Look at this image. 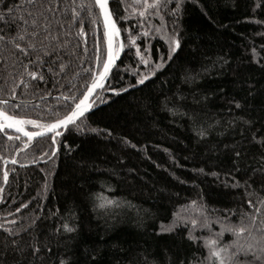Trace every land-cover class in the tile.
<instances>
[{
  "label": "trees",
  "instance_id": "obj_1",
  "mask_svg": "<svg viewBox=\"0 0 264 264\" xmlns=\"http://www.w3.org/2000/svg\"><path fill=\"white\" fill-rule=\"evenodd\" d=\"M5 2L15 4L22 14L35 12L25 0ZM260 2L264 4V0ZM255 3L184 0L179 17L181 48L149 80L137 84L157 60L166 59L167 45L154 35L147 40L137 37L141 54L151 61L147 66L141 63L136 47L129 46L127 39L129 32L136 36L140 31L137 18L118 19L124 15L123 8L117 14L115 0H110L125 47L107 85L96 94L92 109L62 132L55 145L51 134L32 140L24 148L26 138L9 140L0 131V224L15 220L11 227L16 228L38 214L40 220L30 231L53 250L44 264H56L57 257L68 255L77 264H88L85 253L93 249L92 254L98 256L95 264H139L142 258L151 260L153 256L160 264H170V257L174 264L177 253L190 260L195 257L196 264L204 255L198 251L202 241L193 244L184 239L187 226L183 224L174 233H160L161 223L167 224L172 213L182 212V206L192 200H202L210 217L223 218L225 209L234 215L248 212V199L257 202L264 198V190L255 183L245 190L243 174H235L236 186L231 177L223 175L231 168L225 145H243L244 137L250 134L247 129L241 131V117L254 119L250 131L264 135V23H258L264 21V9L254 8ZM41 4L42 11L49 6L51 9L42 23L48 24L51 36L58 37L52 43L65 42L60 53L66 69L59 78L53 76L48 72L49 60L38 69L45 80H31L23 72V64L31 57L16 60L12 45L0 41V99L21 105L19 109L6 108L10 115L50 122L56 113L63 114L74 106L63 99L64 95L75 96L77 102L82 98L101 67L96 61L97 49L106 52V46L103 22L93 24L72 0H36V5ZM174 6L170 4L169 9ZM73 8L81 12L75 19ZM93 12L98 13V9ZM169 19L166 15L165 21ZM158 23L153 17L152 24ZM17 27L15 23H0V35L15 32ZM81 27L83 36L77 35ZM29 70L37 69L29 65ZM21 76L29 84L27 89L17 79ZM14 79L13 98L10 90ZM113 88L118 94L110 90ZM178 90L187 95L180 111L194 110L200 113V120L220 122L207 138L196 136L188 115L168 111L173 105H165L164 99H175ZM250 91H254L252 96ZM203 95L208 96L206 104H193V98L199 100ZM233 100L245 105L246 110H234ZM233 118L237 123L227 127L226 122ZM24 127L39 130L33 125ZM93 128L99 131L92 132ZM125 138L137 147L124 145ZM18 148L22 150L16 151ZM249 155L259 157L264 152L253 144ZM213 171L220 173L219 178L209 175ZM108 199L116 204L97 207ZM22 203L27 207L16 212ZM184 214L193 218L199 215L191 207ZM259 218L264 220V206ZM229 220L235 223L232 216ZM65 221L75 232L54 233L53 229ZM219 229L214 223L211 231ZM193 234L203 238L209 232L197 228ZM4 235L0 229V238ZM20 235L21 243L28 239L25 233ZM230 238L227 233L223 237L225 241Z\"/></svg>",
  "mask_w": 264,
  "mask_h": 264
},
{
  "label": "snow or ice",
  "instance_id": "obj_2",
  "mask_svg": "<svg viewBox=\"0 0 264 264\" xmlns=\"http://www.w3.org/2000/svg\"><path fill=\"white\" fill-rule=\"evenodd\" d=\"M30 7H35V12H28L22 14L18 11L15 4L9 5L5 0H0V23L10 24L15 23L18 25L17 30L8 35H0V41L10 43L15 50L12 55L16 57V60H20L21 57L29 58L27 63L23 64V72L31 80L44 81L45 75L39 72L40 66L48 64V72L53 76L59 78L60 74L66 69V63L63 59V54L60 53V49L65 47V42L60 41L58 44H53L52 41L57 40L58 37L51 36L48 32V24L42 23L47 19L46 11L51 10L50 6L44 11L41 10V5H36V0H25ZM74 5H78L79 9L86 13L88 18H91L93 24L102 21L104 32L103 39L106 46V52H101L97 49L98 55L96 61L101 67L98 69V75H94L90 85H87V90L82 94V98L78 100L73 95H64L65 101H72L73 105L70 110L63 114L56 113V118L50 122H41L40 120L25 119L22 116L10 115L6 108L19 109L20 104L10 103L8 99H0V131H3L5 136L9 140H20L19 136L8 135L6 129H15L17 132H22L27 141L23 143V147L27 148L31 143L33 137H42L47 133H53L52 145L56 144V138L61 135L58 129L64 127L67 128L70 124H76L79 117L83 116L84 112L92 105L89 104L88 98L92 95L95 89L103 87L102 81H104L109 71L115 63L117 57L120 55L121 50L125 47L124 44L119 42V36L121 29L117 27L116 20L113 19V11L110 10L109 0H72ZM117 5V14L120 8H123L124 15H118V19L127 20L129 16L137 18V26L140 31L136 36L129 35L127 37L129 46L136 47V55L140 57V62L150 65L151 61L145 58L141 54L139 46L136 44L137 37H144L147 40L150 35H154L157 38L163 39L167 45L166 59L161 57L155 62V67H149L148 73L136 80L137 84H143L146 80L156 74V71L164 66L167 60L172 58V55L181 48V40L179 35V17L183 7L184 0H133V3L129 4L126 0H115ZM174 3L175 6L169 9V5ZM98 9V13L93 12V9ZM254 8L264 9V4L260 0H256ZM167 10V11H166ZM73 19L81 15L80 11L76 8L72 9ZM38 13V14H37ZM169 16V21H165V16ZM157 17L159 19L158 24H152V18ZM258 23H264V21H258ZM170 25V26H169ZM30 29V30H29ZM0 31H3L0 29ZM124 31H129L124 29ZM44 35L41 38V34ZM69 35V33H66ZM77 35L83 36L84 32L82 27L78 30ZM47 41L48 43H45ZM261 51H264L262 46ZM17 52L20 54L17 56ZM252 52L256 55V49L253 48ZM47 58V59H46ZM222 59V58H221ZM259 62V61H257ZM227 63V61H223ZM29 65L35 66L37 70H29ZM193 79L195 74H193ZM20 83H23L24 88L27 89L29 84L23 80V76L17 78ZM187 80V78H185ZM132 85H129L131 87ZM16 79L13 80L12 90H10V96L15 97ZM114 93L118 94V90L110 89ZM119 91H127V89H119ZM254 91L248 93L252 96ZM50 95V93H49ZM187 100V95L182 94L179 90L175 94V99L165 97L164 103L167 105L171 103L172 108L168 111L174 115H188L190 121L193 124L196 136L200 139L207 138L214 130V126L219 125L218 120H213L210 123L205 120H200V113L192 111L191 113L180 111L183 108ZM208 100L207 95L200 96L199 100L193 98V104L200 105L206 104ZM231 106L234 110L245 111V105L239 101H231ZM237 123V120L233 118L230 122H226L227 127H232ZM256 121L254 119L240 118L241 131L245 129L249 130V136L244 137L245 144L239 146L225 145L228 150V158L231 163V168L225 171L223 175L225 177H231V183L236 186L239 182L236 181V173L244 175L243 181L245 190L251 189L252 183L257 184L260 190H264V155L252 156L249 155V147L255 144L262 152H264V135H257L255 132L250 131ZM33 125L38 128L39 131H25L24 125ZM92 132H98V129H91ZM111 135V133H107ZM124 145L135 149L137 146L132 144L126 138L122 140ZM18 148L16 151H21ZM16 163L15 159L12 160ZM251 162V165H249ZM199 172H203V169H199ZM4 180L7 181L8 172H4ZM209 175L219 178L220 173L211 172ZM225 186H228L226 183ZM46 187V185H45ZM249 195L252 192L249 191ZM98 199H102L99 198ZM246 203L249 205L250 211L233 214L232 210L225 209V216L210 217L207 211L206 205L202 200L198 203L197 200H192L188 205L182 206V212L172 213V219L167 224L161 223L158 231L160 233H174L180 225H185L186 233L184 239L195 244L198 241H202V247L198 249L204 253L203 257L196 262V264H264V220L260 219L262 212V206H264V198L254 202L248 199ZM116 204L113 200H102L97 205L99 208H105L108 205ZM27 205L21 204L16 212H19L21 208H25ZM189 207L199 215L193 218L191 215L184 213L188 212ZM11 215V213H9ZM55 215V213L53 214ZM232 216L235 220L233 223L229 220ZM23 219V218H22ZM46 219V217H45ZM40 220V216L37 214L36 218H27L20 226L13 228L11 225H15L16 221H4L0 224V229L6 235L0 238V264H44V260L52 253V249L48 247L39 237H34L30 229L34 228L37 222ZM219 224L220 229L217 232H212L213 225ZM6 225H8L6 227ZM197 228L207 229L209 234L201 238L193 233ZM72 233L75 232V228L71 227L67 221L58 225L53 229L54 233H60V231ZM21 233H25L28 237L23 243H21ZM230 234V239L225 241L223 239L225 234ZM96 250L85 253L88 260V264H95L98 260V256L94 255ZM164 255L167 257V250ZM171 264V258L167 257ZM195 257L191 260L187 256H181L176 254L174 264H193ZM56 264H77V261L71 256L57 257ZM139 264H160L159 260L153 256L151 260L143 259Z\"/></svg>",
  "mask_w": 264,
  "mask_h": 264
},
{
  "label": "water",
  "instance_id": "obj_3",
  "mask_svg": "<svg viewBox=\"0 0 264 264\" xmlns=\"http://www.w3.org/2000/svg\"><path fill=\"white\" fill-rule=\"evenodd\" d=\"M109 7H110V10H111L110 0H109ZM113 19H115L114 16H113ZM116 23H117V22H116ZM117 27L120 28L118 24H117ZM119 42L122 43V44H124L123 36H122V33H121V32H120V36H119ZM122 52H123V49L121 50L120 55L117 57L115 63L113 64L112 68L110 69L108 77H107L104 81H102L103 87L95 89L94 92L92 93V95L88 98V101H87V102H88L89 104H91L92 106L84 112L83 116H84L85 114H87V113L92 109V107H93V103H94V98H95L96 94H97L100 90H102V89L107 85V83H108V81H109V79H110V76H111V74H112L113 69L115 68V66L117 65L119 59L121 58ZM95 75H98V73L96 72ZM81 117H82V116H81ZM81 117H79L78 120H79ZM78 120H77V121H78ZM70 125H72V124H70ZM70 125H68L67 128H68ZM24 128H25V127H24ZM67 128L62 127V128H60V129H58V131H59L60 133H62V132H64ZM6 130L12 132V133L15 134V135L22 136V137H24V138L27 139V137H25L24 134H23L22 132H17L14 128H13V129H6ZM25 131H39V130H28V129L25 128ZM51 134H53V133H47V134H45L44 136H48V135H51ZM44 136H42V137H44ZM36 138H41V137H33L32 140H34V139H36Z\"/></svg>",
  "mask_w": 264,
  "mask_h": 264
}]
</instances>
